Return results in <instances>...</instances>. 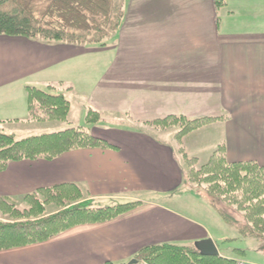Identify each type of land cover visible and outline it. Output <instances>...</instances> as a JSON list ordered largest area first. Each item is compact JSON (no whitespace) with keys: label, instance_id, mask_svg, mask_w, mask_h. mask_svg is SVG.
Masks as SVG:
<instances>
[{"label":"crops","instance_id":"1","mask_svg":"<svg viewBox=\"0 0 264 264\" xmlns=\"http://www.w3.org/2000/svg\"><path fill=\"white\" fill-rule=\"evenodd\" d=\"M115 34L114 59L94 84L90 79L101 62L83 57L95 48L10 39L28 60L20 69L0 61L2 124L28 117L27 85H66L71 90L59 92L71 102L70 116L75 104L71 93L87 90L79 92L88 95L78 105L79 121L85 122L89 108L108 111L117 118L107 128L119 134L99 132L100 121L92 132L114 148L74 149L53 160L11 162L0 170V195L16 199L40 187L74 182L96 206L127 200L141 204L109 221L81 224L45 242L2 250L0 264L128 263L145 245L196 247L207 237L221 257H244L243 248L241 255L234 248L236 256L223 249L232 225L210 198L186 182L176 140L156 136L144 121L169 115L224 116L214 128L221 129L216 141L225 144L228 160L264 165V0H124L121 24L110 38ZM61 64L56 75L50 70V76H36ZM69 70L72 75L67 76ZM122 111L132 117L130 123L119 124ZM257 258L264 262V254Z\"/></svg>","mask_w":264,"mask_h":264},{"label":"trees","instance_id":"2","mask_svg":"<svg viewBox=\"0 0 264 264\" xmlns=\"http://www.w3.org/2000/svg\"><path fill=\"white\" fill-rule=\"evenodd\" d=\"M123 13L124 0H0V33L48 42L104 46L120 26ZM49 87L56 86L49 84ZM26 91L29 120L68 121L71 102L64 93L49 92L35 85H27ZM102 119L100 111L89 108L85 125L78 127L21 139L0 131V170L13 161L52 160L74 149L114 148L90 131V126ZM224 119V116L169 115L144 122L155 128L178 125L175 140L188 182L220 203L234 206L244 223L220 208L215 199L211 200L223 220L236 226L241 235L264 236V165L255 160L229 161L223 143H218L209 158L200 163L183 144L188 134ZM3 121L0 119V123ZM24 200L27 207L20 208L11 198L0 195V212L13 218L0 220V251L40 243L81 224L112 220L141 204L138 200H127L95 206L88 193L74 182L40 187L25 194ZM52 204L58 209L49 213L47 209ZM22 217L28 220H21ZM235 252L241 255L244 250L238 248ZM134 259L135 264H236L233 258L202 255L194 246L167 242L143 246ZM104 264L127 262L108 260Z\"/></svg>","mask_w":264,"mask_h":264},{"label":"rangeland","instance_id":"3","mask_svg":"<svg viewBox=\"0 0 264 264\" xmlns=\"http://www.w3.org/2000/svg\"><path fill=\"white\" fill-rule=\"evenodd\" d=\"M14 37L23 38L25 36H11V35H6V34L0 33V61L12 62L13 63L12 67L14 69H20L23 66L24 60L27 61L28 58L23 57L21 55V53H19L18 51H15L16 46H18V44L15 42H12V40H10V39H14ZM27 38H29V37H27ZM116 38H117V34H115L112 38H109L107 40L106 45H104V46H102L98 43L83 44L84 47H88L90 49L93 47L96 49L94 51H92V50L86 51L85 50L86 52L84 53L85 56L83 58H89L90 56H92L94 59L99 60L101 62V64H100L101 68H97L94 75L90 79V81L92 83L95 81H98V80H102L105 77V74L109 69L108 66L110 65L111 61L114 59V49L112 48V43H113V41H115ZM31 39H38L39 40V38H31ZM41 41H44V40H41ZM72 44H75L78 47H80L76 43H72ZM56 45L57 44H52V46H50V47H54ZM45 52H47V51H45ZM58 55L61 56L62 54L59 53ZM67 63H69V60ZM62 66H63V64L52 68L54 70L47 68L45 72H43L44 70H42L36 76L37 77L50 76V70L54 73V75H56L58 72L61 71L60 69L62 68ZM7 70L8 69H6L5 71H7ZM69 74L72 75V71L70 72V70H69L67 73V76ZM75 78H76V75H75ZM39 87L44 88L47 91L53 92V93L59 92V91H64L67 88L66 85H64L58 89L49 88L47 85H43V86H39ZM70 90L67 89L66 92H69ZM76 91H78V93L81 92L82 94L87 93V90L85 92H83V91L79 90L78 88H77V90H75V92L71 93V96L74 98L75 104H74V108H73L74 112H73V114H71V116L69 114L68 121L54 120V121L40 122V121L29 120L27 117L26 119H22L21 121H10V122L4 123V124L0 123V131L6 132L9 134H13V136L16 139H21V138L28 137L31 135L56 132V131L64 130L66 128L73 127V126L78 127L80 125H85V122L79 121V116L77 115V109H78V105H80L82 103L81 102L82 96L87 97L88 95H80V93L78 94ZM88 92H90V91H88ZM89 95H90V93H89ZM102 115H103V119L101 120V122L99 124V127H100L99 132H102L104 134H109L111 136H115V138H116L119 133L110 132L107 127H109L110 125L113 124L114 121H112L111 118L115 119V118H117V115H113L111 112L108 113V111H103ZM119 116H120L119 117L120 120H122L121 122H119V124H125V123L128 124L132 121V117L123 111L119 113ZM144 123L148 124L147 122H144ZM215 123L216 122L209 123V124L203 126L202 128L196 130L197 132L193 131L192 134L190 133L186 136L185 141L187 144V148L189 150V151L188 150L187 151L190 152V155L191 154L192 155L199 154L200 163L206 161L218 145L216 139L221 135V129L219 128V126L214 128ZM148 125L153 127L154 134H156V136H159L162 139L171 140V141H175V134L179 130L178 125H171V126L165 127V128L159 127L160 129L157 127L155 128V126H153L151 124H148ZM91 128H92V126H90V131L92 132ZM203 129H205V130H203ZM93 135H94V133H93ZM95 136H97V135H95ZM98 137H101V136H98ZM183 144H184V140H183ZM34 160H38V159H34ZM186 182L188 184H192V183L188 182L187 178H186ZM192 185L195 186L196 188H198L195 184H192ZM203 193L205 194L206 197H208L212 201H214L215 198L213 199L212 197L208 196L204 191H203ZM24 196L25 195H23L22 197H18L16 199H12V200L17 202V204L20 208H25V207H27V202L24 200ZM215 200L217 201V204H219L220 208H223L230 215H233L238 221H240V223L245 222L243 216L239 215L238 212H236L234 210V206H229L228 204L220 203V201L217 199H215ZM78 202H81V201H78ZM57 209H58V207L56 205L52 204L48 207L47 211L50 213V212L57 211ZM0 220L12 221L13 218L0 212ZM21 220H28V219H26V217H22ZM229 229H230L229 230L230 236H232V237H231V240L228 242V244L225 245L226 248H223V249H225V251L228 250L227 252H230L231 255L236 256L237 254L234 252V248H243L245 250L246 254H244V257H242V259H247V260H250V261H253L256 263L263 262V261H261V259H258L257 257H260L261 254L262 255L264 254V236H258V238H255L254 236H243L239 233L238 229L235 226H229ZM43 242H45V241H43ZM257 243H259V245H260L259 251H258V248L256 246ZM255 250L258 251V253L255 252Z\"/></svg>","mask_w":264,"mask_h":264},{"label":"water","instance_id":"4","mask_svg":"<svg viewBox=\"0 0 264 264\" xmlns=\"http://www.w3.org/2000/svg\"><path fill=\"white\" fill-rule=\"evenodd\" d=\"M195 246L202 255H207V256L219 255V250L217 248V245L215 244L214 240L211 237L198 240L195 243ZM135 263H137V260L131 259L127 264H135Z\"/></svg>","mask_w":264,"mask_h":264},{"label":"built area","instance_id":"5","mask_svg":"<svg viewBox=\"0 0 264 264\" xmlns=\"http://www.w3.org/2000/svg\"><path fill=\"white\" fill-rule=\"evenodd\" d=\"M236 264H264V263H256L247 259L240 258L236 261Z\"/></svg>","mask_w":264,"mask_h":264}]
</instances>
